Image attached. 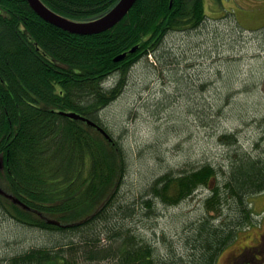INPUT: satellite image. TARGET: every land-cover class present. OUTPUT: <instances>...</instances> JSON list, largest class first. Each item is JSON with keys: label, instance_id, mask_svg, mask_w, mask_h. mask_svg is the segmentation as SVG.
Here are the masks:
<instances>
[{"label": "trees", "instance_id": "trees-1", "mask_svg": "<svg viewBox=\"0 0 264 264\" xmlns=\"http://www.w3.org/2000/svg\"><path fill=\"white\" fill-rule=\"evenodd\" d=\"M40 1L87 22L119 0ZM205 12L204 0H137L112 29L79 36L43 21L26 0H0V188L20 202L0 194V213L51 236L0 264H216L258 225L251 200L264 193V131L245 152L235 133L219 135L225 165L164 173L134 196L121 194L129 149L100 118L129 70L148 56L159 62L165 36L199 29ZM202 194L200 215L160 243L157 206Z\"/></svg>", "mask_w": 264, "mask_h": 264}, {"label": "rangeland", "instance_id": "rangeland-1", "mask_svg": "<svg viewBox=\"0 0 264 264\" xmlns=\"http://www.w3.org/2000/svg\"><path fill=\"white\" fill-rule=\"evenodd\" d=\"M205 10L208 18L199 29L165 36L159 62L150 65L148 56V63L142 59L129 70L120 96L100 116L129 149L122 195L138 196L164 173L225 165L228 149L219 135L235 133L245 152L263 134L264 31L257 29L264 26V0H205ZM202 197L177 208L157 206L160 243L161 236L178 237L176 228L180 233L200 215ZM251 201L258 225L239 233L216 264H264V193ZM49 239L0 213V259Z\"/></svg>", "mask_w": 264, "mask_h": 264}, {"label": "water", "instance_id": "water-1", "mask_svg": "<svg viewBox=\"0 0 264 264\" xmlns=\"http://www.w3.org/2000/svg\"><path fill=\"white\" fill-rule=\"evenodd\" d=\"M29 7L33 10V12L40 17L43 21L60 28L61 30L79 35V36H88V35H96L103 33L107 30L112 29L115 25H117L131 10L133 5L137 0H119L107 13L104 15L87 22H78L73 21L54 11L50 10L46 7L40 0H26ZM134 49H131L133 52ZM125 57V54L118 56L115 58V61H120ZM73 116V115H72ZM82 120H86V122L97 128L101 134L105 137H108L106 132L95 123L90 120L85 119L84 117H80ZM2 167V159L0 158V168ZM0 194L5 196L8 199H11L14 203H20L17 199L5 193L0 188Z\"/></svg>", "mask_w": 264, "mask_h": 264}, {"label": "flooded vegetation", "instance_id": "flooded-vegetation-1", "mask_svg": "<svg viewBox=\"0 0 264 264\" xmlns=\"http://www.w3.org/2000/svg\"><path fill=\"white\" fill-rule=\"evenodd\" d=\"M204 3H205V0H204ZM262 235H263L262 233L258 235L259 236V240L261 239Z\"/></svg>", "mask_w": 264, "mask_h": 264}]
</instances>
